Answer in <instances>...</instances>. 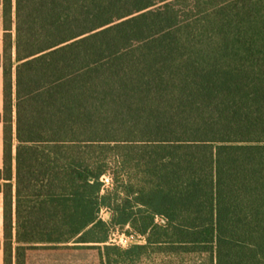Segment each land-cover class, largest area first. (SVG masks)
<instances>
[{
    "label": "trees",
    "instance_id": "obj_1",
    "mask_svg": "<svg viewBox=\"0 0 264 264\" xmlns=\"http://www.w3.org/2000/svg\"><path fill=\"white\" fill-rule=\"evenodd\" d=\"M0 2L4 264L125 225L264 264V0Z\"/></svg>",
    "mask_w": 264,
    "mask_h": 264
},
{
    "label": "rangeland",
    "instance_id": "obj_2",
    "mask_svg": "<svg viewBox=\"0 0 264 264\" xmlns=\"http://www.w3.org/2000/svg\"><path fill=\"white\" fill-rule=\"evenodd\" d=\"M101 216L109 220L111 214L104 209ZM143 240L128 225L112 227L107 243H19L14 232L13 264H16L19 246L25 247V264H215L209 252H129L132 245ZM106 244L122 251L112 250L108 255L104 249Z\"/></svg>",
    "mask_w": 264,
    "mask_h": 264
},
{
    "label": "crops",
    "instance_id": "obj_3",
    "mask_svg": "<svg viewBox=\"0 0 264 264\" xmlns=\"http://www.w3.org/2000/svg\"><path fill=\"white\" fill-rule=\"evenodd\" d=\"M3 52H4V17H3V5L0 2V114L1 115L3 114V109H4ZM3 155H4V123L2 120H0V168H2L3 166ZM3 240H4V195L2 192H0V243H1L0 264L5 263Z\"/></svg>",
    "mask_w": 264,
    "mask_h": 264
},
{
    "label": "built area",
    "instance_id": "obj_4",
    "mask_svg": "<svg viewBox=\"0 0 264 264\" xmlns=\"http://www.w3.org/2000/svg\"><path fill=\"white\" fill-rule=\"evenodd\" d=\"M106 181L108 182V178H106Z\"/></svg>",
    "mask_w": 264,
    "mask_h": 264
}]
</instances>
